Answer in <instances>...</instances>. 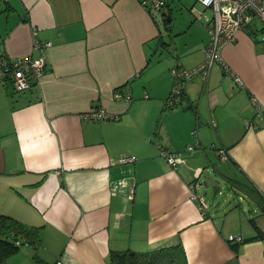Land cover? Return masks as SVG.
<instances>
[{
    "label": "crops",
    "instance_id": "0c3cea01",
    "mask_svg": "<svg viewBox=\"0 0 264 264\" xmlns=\"http://www.w3.org/2000/svg\"><path fill=\"white\" fill-rule=\"evenodd\" d=\"M171 1L0 0V61L46 56L28 89L0 82V212L37 228L7 264H107L111 250L179 242L187 264H264V41L242 31L222 47L241 85L215 62L166 108L171 69L205 59L201 38L181 50L171 38L175 60L162 59L165 35L190 28L162 30ZM195 2L182 0L197 18ZM34 36L51 46L34 49ZM91 107L115 117H87ZM222 182L243 202L215 203Z\"/></svg>",
    "mask_w": 264,
    "mask_h": 264
},
{
    "label": "built area",
    "instance_id": "2783aa9c",
    "mask_svg": "<svg viewBox=\"0 0 264 264\" xmlns=\"http://www.w3.org/2000/svg\"><path fill=\"white\" fill-rule=\"evenodd\" d=\"M204 7L210 8L212 15L206 21L205 25L209 31V41L202 47L205 59L200 64L185 68L177 65L171 69L173 78L172 86L168 97L165 99V107H173L183 95V83L193 75H207L211 66L215 62H219L223 66L226 74L233 77V80L239 85L242 84L241 77L235 74L224 63L221 57V49L229 43L237 40L239 32L247 31L258 34L259 38L264 41V0H197ZM145 5L160 11L166 4V0H143ZM191 11L200 19L203 10L191 7ZM50 40L40 41L37 37H33L34 49H47L51 46ZM46 64L45 54L37 56H29L23 59L1 60L0 61V82L5 83L14 91H22L28 89L31 85V79L39 81L43 74ZM115 98L121 97V94L115 90L113 92ZM126 98H130V94H125ZM91 118H113L103 109L91 107L86 113ZM194 146L188 144L186 150H193ZM159 153L168 161L171 166H176L180 162H184L182 152L170 151L159 146ZM133 157H122L120 162L132 161ZM200 169H196L195 174L198 175ZM193 197L196 198L193 193ZM201 208L207 206L206 201L200 199ZM229 241H242V237L235 234H228ZM17 243H19L17 241Z\"/></svg>",
    "mask_w": 264,
    "mask_h": 264
},
{
    "label": "trees",
    "instance_id": "16d2710c",
    "mask_svg": "<svg viewBox=\"0 0 264 264\" xmlns=\"http://www.w3.org/2000/svg\"><path fill=\"white\" fill-rule=\"evenodd\" d=\"M164 22L166 23V19ZM231 182L235 186H239V190H248V185H237L238 183L234 180ZM255 198L264 209V198L257 196V192ZM253 225L259 230L254 222ZM258 235L260 234H255L251 238ZM36 236L37 228L26 227L17 218L0 212V264H7L9 256L19 248V243H17L19 239L22 242H32L36 239ZM107 264H187V260L182 244L179 242L175 245L145 252H135L131 249L111 250Z\"/></svg>",
    "mask_w": 264,
    "mask_h": 264
},
{
    "label": "rangeland",
    "instance_id": "374dc122",
    "mask_svg": "<svg viewBox=\"0 0 264 264\" xmlns=\"http://www.w3.org/2000/svg\"><path fill=\"white\" fill-rule=\"evenodd\" d=\"M195 6L203 10L201 20L192 16V14L188 11V5L184 6L182 4V0H172L170 2L171 13H169V10L165 8L166 13L162 14V16H159L163 31L165 30L164 20L166 19V16L170 17V14H172V20L169 23L170 29L172 27V31L175 32L178 28L183 29L190 26L189 29L182 30L178 34L172 35L171 33L170 35H165L167 46L164 45L163 47L161 45L160 49H162V59L165 60L166 63L175 60V56L174 54H172L174 51V44L171 43V38H174V41L180 50L184 49L185 47L191 46V43L196 42L195 39L201 38L202 40H204L205 44L209 41V31L204 22H206L210 18L212 12L210 8L204 7L199 2H195ZM170 29L168 30V33L171 32ZM215 162L216 161H214V163ZM208 167L210 168V165H207V167H205L204 172L202 174V178L208 177V172L206 170ZM209 193H211V191ZM212 200L215 201V203L228 202L237 204L239 202H243L242 199L239 197V192H235L234 189L230 187V184H226L225 182L221 183V192L217 194L215 198H212Z\"/></svg>",
    "mask_w": 264,
    "mask_h": 264
},
{
    "label": "water",
    "instance_id": "95a60500",
    "mask_svg": "<svg viewBox=\"0 0 264 264\" xmlns=\"http://www.w3.org/2000/svg\"><path fill=\"white\" fill-rule=\"evenodd\" d=\"M170 17L166 16V23H167V27L170 28Z\"/></svg>",
    "mask_w": 264,
    "mask_h": 264
}]
</instances>
